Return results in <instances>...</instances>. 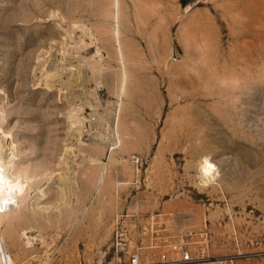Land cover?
I'll list each match as a JSON object with an SVG mask.
<instances>
[{
	"label": "rangeland",
	"instance_id": "obj_1",
	"mask_svg": "<svg viewBox=\"0 0 264 264\" xmlns=\"http://www.w3.org/2000/svg\"><path fill=\"white\" fill-rule=\"evenodd\" d=\"M0 146V264H264V0H0Z\"/></svg>",
	"mask_w": 264,
	"mask_h": 264
},
{
	"label": "built area",
	"instance_id": "obj_2",
	"mask_svg": "<svg viewBox=\"0 0 264 264\" xmlns=\"http://www.w3.org/2000/svg\"><path fill=\"white\" fill-rule=\"evenodd\" d=\"M196 236L197 233H194L193 231H190L188 234H186V237H189L191 240H194ZM187 240L188 238L185 239L184 236H181L177 240H172L169 242L166 245L168 248L161 249V261L166 264L178 262L183 264H191L204 257L205 248L203 246H200L198 249L192 248ZM193 242H197V240ZM127 264H141L139 254L133 253L130 261Z\"/></svg>",
	"mask_w": 264,
	"mask_h": 264
},
{
	"label": "bare ground",
	"instance_id": "obj_3",
	"mask_svg": "<svg viewBox=\"0 0 264 264\" xmlns=\"http://www.w3.org/2000/svg\"><path fill=\"white\" fill-rule=\"evenodd\" d=\"M0 148L2 147L0 146ZM6 166L7 164H5L4 161L2 162L0 159V219L5 218V216L8 215L7 213L2 212L5 203L8 201V196L13 192L17 193L22 191L23 187H25V185H23L24 180L22 178L6 173Z\"/></svg>",
	"mask_w": 264,
	"mask_h": 264
}]
</instances>
